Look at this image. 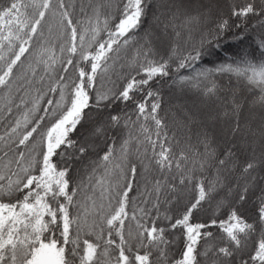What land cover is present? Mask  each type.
<instances>
[{"label":"snow or ice","instance_id":"6c2138e0","mask_svg":"<svg viewBox=\"0 0 264 264\" xmlns=\"http://www.w3.org/2000/svg\"><path fill=\"white\" fill-rule=\"evenodd\" d=\"M0 264H264V0H0Z\"/></svg>","mask_w":264,"mask_h":264},{"label":"trees","instance_id":"16d2710c","mask_svg":"<svg viewBox=\"0 0 264 264\" xmlns=\"http://www.w3.org/2000/svg\"><path fill=\"white\" fill-rule=\"evenodd\" d=\"M208 59L210 58L205 59V63H207ZM164 95H165V100H170L172 104H176L178 102L187 103L189 101V97L198 98L191 92L185 94L178 87L173 88L169 86L164 87Z\"/></svg>","mask_w":264,"mask_h":264},{"label":"rangeland","instance_id":"374dc122","mask_svg":"<svg viewBox=\"0 0 264 264\" xmlns=\"http://www.w3.org/2000/svg\"><path fill=\"white\" fill-rule=\"evenodd\" d=\"M188 102H187L188 104L199 103V98L189 97Z\"/></svg>","mask_w":264,"mask_h":264}]
</instances>
